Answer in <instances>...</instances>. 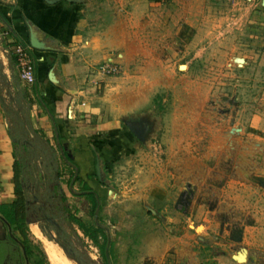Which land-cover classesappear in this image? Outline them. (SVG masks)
<instances>
[{"label": "rangeland", "instance_id": "obj_1", "mask_svg": "<svg viewBox=\"0 0 264 264\" xmlns=\"http://www.w3.org/2000/svg\"><path fill=\"white\" fill-rule=\"evenodd\" d=\"M43 1L49 5L62 1L72 5L80 17L87 20L86 31L90 34L84 31L86 36L90 38L91 34L95 35L97 44L108 45L110 56L107 58L115 62L119 73H102L108 78L112 77L114 82L99 84L97 89L101 91L104 101L119 115L120 126L111 132L105 131L113 140V145L116 144V152L110 166L99 160L101 180L107 186L108 195L105 204L98 207H93L89 194L79 184L76 185L78 181H74V168L67 165L61 156L60 146L54 142L58 152L59 181L68 204L67 215L50 206L46 197L51 188L46 179L45 188L41 185L44 174L39 171L40 160L37 156L29 160L34 153L30 154L28 150L27 153L19 147L16 149L17 188L20 189L17 190L18 218L27 222V233L7 232L20 244L27 264H33L37 259H43L47 264H61L59 261L53 262L48 256L46 240L61 248L67 246L76 253L80 263L73 258L74 262L72 260L69 264H154L157 254L151 249L147 251V247L161 244L163 240L166 242L168 234H173L170 230L173 223L166 224L159 218L175 211L176 195L170 202H164L169 206L163 212V204H157L149 191L158 186L160 188L165 178L169 179L168 187L172 185L168 165H173L174 158L168 161V139L173 137L171 128L174 124L177 125L175 133L188 140L193 153L189 156L191 159L186 156L175 166L182 168L188 165L191 174L199 175L204 180L209 179L207 175L211 174L212 179L220 180L217 183L219 186L229 182L227 167L221 165L218 168L219 162H214V167L207 169L203 162L205 157H214L215 161H220L224 155L233 157L242 148L245 149L243 143L247 142L245 154L251 153L255 175L244 182L250 183L256 190L253 189L247 199L238 185L233 190H240L239 195L223 194L218 202L224 198V202L220 203L221 208L233 209V216H239L237 219L241 220V225L246 220L240 218H244L243 213H248V210H252L250 213L253 214H257L258 210L264 213V186L258 181V178L264 177L263 21L255 23L249 17L240 25L235 22L231 27L223 24L218 28L225 26V29L209 35L208 30L211 29L208 26L195 29L187 23L191 16L203 15L201 11L209 18L203 0ZM226 1L231 6L235 4L232 0ZM244 1L245 4L253 2ZM254 2L260 7L264 6L262 0ZM223 4L218 2V14L213 11L210 14L218 18L222 16L223 13L219 11ZM237 11L235 9L233 13ZM189 42L196 44L185 53L184 44ZM2 43L3 36L0 35V45ZM100 64L94 66L97 72H100ZM13 79L17 89L16 98L8 102L3 98L2 102L9 108L13 135L23 136L24 142H33L36 136L32 132L30 113L32 102L36 101L28 86L21 81L18 69ZM129 124L139 128L141 137L131 131ZM239 127L244 131L236 130ZM227 129H231L232 137L239 134L240 149L236 145L228 148L221 145L223 131L226 133ZM126 143H129L128 153L121 151ZM248 143H251L250 149ZM180 168L178 170L181 171ZM220 173H224L225 178L214 177ZM237 197H243V201L236 200ZM36 199L40 200L36 205L44 204V207L53 209L54 222L46 218L30 222L32 217L39 214L27 216L28 200ZM246 201L248 204L243 205ZM239 203L246 207L245 210ZM71 216L81 218L90 230H102L104 234L99 235V242L93 240L75 219L71 220ZM189 216L190 213L184 216V231L192 230L201 235L204 226L190 221ZM32 224L40 229L41 236L33 232ZM200 226L202 229L198 230ZM103 235L108 240L105 251L101 247ZM90 242L98 248L99 254L90 248ZM168 250L167 246L163 252H166L169 262ZM143 254L147 256L143 257ZM131 257L135 259L131 260Z\"/></svg>", "mask_w": 264, "mask_h": 264}, {"label": "crops", "instance_id": "obj_2", "mask_svg": "<svg viewBox=\"0 0 264 264\" xmlns=\"http://www.w3.org/2000/svg\"><path fill=\"white\" fill-rule=\"evenodd\" d=\"M203 1L204 8L209 11V18L204 16V11H201L203 15L195 18L191 16V20L188 19L187 23L195 29L203 25L208 26L211 29L208 30L209 35L225 29V26L218 28L223 24H228V27H231L233 22L240 25L249 17L252 18V22L263 21L264 23V6L260 7L254 0L249 4H245L244 0H232L235 3L233 6L226 0ZM218 2L219 4L224 3L219 11L223 14L219 18L217 15L213 17L210 14L212 11L218 14L220 8ZM243 3L244 6H242ZM262 3L264 4V0ZM258 6L260 8L256 9ZM235 9L238 11L233 13ZM0 11L11 27L9 28L8 23L0 18V35L3 36V43L0 45V209L3 207L2 210L9 212L11 205L18 202L17 190H19L17 188L19 187L17 180L18 158L13 142V123L8 114L9 108L2 102L3 98L8 102L15 99L17 95L13 76L18 67L9 49L5 46V42L8 44L15 42L13 35L5 32L11 29L15 30L31 47L36 62V82L39 93L45 101V103L38 101L32 86L27 87L28 91L32 93V98L36 101L32 102L33 108L30 113L32 127L38 131L39 135H43L57 152L54 146L56 141V144L60 146L61 156L64 158V155H67L77 166V173H75V166L69 165L72 169L74 168V178L77 177L76 182L78 181L75 182L76 185L79 184L85 192H87L85 186L95 191L96 194L93 198L97 200V205H104L108 195L107 186L102 183L101 168L99 171L97 166L100 159L105 165H112L116 144L113 145V140L105 131L111 132L112 129L120 126L119 115L104 101V97L100 95L101 91L98 92L97 89L99 84L109 85L114 82L112 77L104 76L94 67L110 56L108 45L97 44V41H94L95 35L91 34L90 38L87 37L85 33L90 34L86 31L87 20L82 19L72 5L63 1L49 5L43 0H0ZM33 32L45 43L43 49L32 47L30 37ZM189 43L184 44L185 53L193 49L196 44ZM113 112L114 116H112ZM176 126L175 124L172 126L173 137L168 139V154L170 156L168 161L170 162L174 158L173 165H168V172L172 174L170 179L173 180L172 185L168 187L169 179L164 177L160 188L158 186L149 191L157 204H163L162 207L165 208L163 212H166L169 206L164 202H170V199H174L176 195L173 206L175 211L159 218L166 224L173 223L170 229L173 234H168L166 242L163 240L161 244H152L147 247V251L151 249L153 253L157 254L154 264H157L158 261V264H164V262L168 264H179V262H182L181 264H249L248 259L255 264H264L263 210L256 211L257 214L250 213L252 210L243 213L244 218L240 219H244L246 222L241 225V220L237 219L239 216H233V209L221 208L224 198H222L223 201L220 200L221 204L218 202L223 194L236 193L239 195L240 190H233L238 185L242 188L241 193L245 194L247 199L251 196L252 190H256V187L244 182L245 179L250 180V177L255 175L254 165L250 159L251 153L250 155L245 154L247 142L243 143L245 149L242 148L233 157L227 158L224 155L220 161L217 159L215 161L214 157H205L203 162L207 169L214 167V162H219L218 168L222 167L221 165L227 167L228 176H226L228 178H226L229 179V182L219 186L217 183H220V180L212 179L213 175L211 174L207 175L209 179L204 180L199 175L191 174V168L188 165H184L182 168L178 165L175 166L186 156L191 159L189 156L193 155L188 140L175 133ZM227 130L226 133L223 131L224 138L221 145L225 148L236 145V148L240 149L239 134L232 137L231 129ZM242 130L244 131V128H240L238 131ZM58 138H60V144ZM127 144L129 143H126L125 149L121 150L124 153H128ZM133 144L132 146H136ZM250 144L248 143L249 149ZM64 159L67 163V158ZM179 168L181 171L178 170ZM214 177L222 179L225 178V174H216ZM230 179L234 180L230 181ZM187 188L193 190L190 205L177 206V199ZM87 193L95 207L93 198L89 192ZM216 194L220 196L217 197ZM236 200L243 201V197H237ZM239 204L241 205V203ZM245 204H248V201L243 202V205ZM243 205L241 208L245 210L246 207ZM16 206L18 207V203ZM16 209L18 210L16 207L11 210L15 211ZM190 209L191 212H189ZM189 213L190 221L204 226V231L201 233L203 237L192 230L184 231L185 227L182 225L184 216ZM76 218L85 225L81 218ZM164 218L167 220L165 221ZM0 223L8 225L11 229V224L3 211H0ZM34 226L36 224H32V228ZM238 227H243L242 244L231 239L232 232ZM201 229V226L198 227V230ZM20 231L18 230V232ZM182 231L184 232L182 233ZM167 246L169 250L172 248L167 253L169 262L166 259V252H163ZM242 246L243 248H241ZM241 252L246 254L247 261L240 262L236 259L235 255ZM142 256L146 257L147 255L143 254ZM131 258H133L131 260L135 259V257ZM6 259L9 260V256L4 258L5 261ZM23 259L25 262L24 254ZM41 260L43 259H37L33 264ZM25 264L27 263L25 262Z\"/></svg>", "mask_w": 264, "mask_h": 264}, {"label": "trees", "instance_id": "obj_3", "mask_svg": "<svg viewBox=\"0 0 264 264\" xmlns=\"http://www.w3.org/2000/svg\"><path fill=\"white\" fill-rule=\"evenodd\" d=\"M0 18H2L5 22L8 23L6 17L2 14V12L0 11ZM8 27L11 28L9 26L8 23ZM5 32L13 35L15 42L13 43H6L5 42V46L9 49L10 53L12 54L14 60L17 63V59L13 54V48L17 43H23L25 45H28L27 42H25L17 33L15 30L11 29V30H6ZM32 53V52H31ZM33 56V55H32ZM35 60V59H34ZM35 74H36V62H35ZM32 90L37 98L38 101H41L43 103H45L43 97L40 95L39 93V89H38V85L37 82L35 81V83L32 86ZM30 118V116H29ZM32 125V124H31ZM32 132L35 134V139L33 142H24V137L20 136H14L13 135V142H14V146H15V150L19 148L23 149L25 152H27V150L31 153V157L29 156V160H32L34 157L37 156V158L40 160V166L39 171L42 172L43 175V179H42V187L44 188V180L48 179L49 183H50V188H51V192L47 195V199L49 201L50 206L52 205V207L57 208L58 210L64 212L65 215L68 214V204H66V195L62 189V186L60 184L59 181V160L57 158V152L55 150V148L50 145V142L48 140H46L42 135L38 134V131L35 130L34 128H32ZM58 142L60 144V138H58ZM62 146V145H61ZM28 153V152H27ZM17 154V153H16ZM64 158H67V164L68 165H73L75 166V173H77V166L75 165V163L67 157V155H64ZM30 168V166L28 167ZM77 176V175H76ZM77 180V177H75V180ZM48 183V184H49ZM85 189L87 192L90 193L91 197L93 198L94 195L96 194L95 191H92L90 189H88V187L85 186ZM20 191V189H19ZM39 200V199H38ZM47 201V200H46ZM94 201V206L97 207V200L95 198H93ZM45 202V201H44ZM17 203H14L13 205H11V209H14L15 207L17 208ZM45 205L36 207L35 209L33 208V211L35 212H40L41 214H43V218H46L48 220H51L54 216V211L53 209H51L50 207H44ZM3 207H1L0 211H3V214L5 215V217L9 220V222L15 226L16 229L21 230V232H23V235H26L27 233V224L25 222H23L22 219L18 218V210L16 209L15 211H12L10 209L9 212H6L5 210H2ZM32 211V209L30 210ZM71 220L75 219L78 223L79 226L81 228L84 229V231H86L87 234H89V236H91V238L93 240H96L97 242H99L98 238L100 234H104L102 230L97 229V230H90L88 228H86V226L76 217L71 216ZM25 221V219H24ZM32 221H36L35 219L31 220ZM59 231V230H58ZM60 232V231H59ZM104 238V241L101 243V247L103 248V250L105 251L106 246H107V242L108 240L106 239V237L103 235L102 236ZM6 251H0V262H2L4 260V258H6ZM19 249H16L13 254L15 253L14 258L15 259H19L20 258V253H19ZM74 252V251H73ZM75 253V252H74ZM76 255V253H75ZM77 257V255H76ZM78 258V257H77ZM80 260V258H78ZM14 263V261H13ZM15 264V263H14ZM35 264H47L45 260H41L38 261Z\"/></svg>", "mask_w": 264, "mask_h": 264}, {"label": "built area", "instance_id": "obj_4", "mask_svg": "<svg viewBox=\"0 0 264 264\" xmlns=\"http://www.w3.org/2000/svg\"><path fill=\"white\" fill-rule=\"evenodd\" d=\"M13 54L17 59L20 79L25 85L29 87L33 86L36 81V74L35 61L31 53V47L23 43H17L13 48ZM98 71L107 75L119 73L117 65L110 58L99 65ZM89 246L94 250L95 254H99L98 248L95 247L92 242L89 243Z\"/></svg>", "mask_w": 264, "mask_h": 264}, {"label": "flooded vegetation", "instance_id": "obj_5", "mask_svg": "<svg viewBox=\"0 0 264 264\" xmlns=\"http://www.w3.org/2000/svg\"><path fill=\"white\" fill-rule=\"evenodd\" d=\"M48 182L49 180L46 179ZM45 182H44V188H45ZM50 186V183L48 184ZM63 189V188H62ZM29 201V202H28ZM28 204L27 205V216L28 215H32V216H35L34 214L38 213L39 215L38 216H35V217H32V220L35 219L36 221L39 220V219H43V214H41L40 212H34L33 211V208L35 209L36 207H39V206H42V204H39V205H36V203L40 200L36 199V200H28ZM32 209V211H30ZM41 216V217H40ZM50 222H54L53 219L49 220ZM27 223V222H26ZM11 224V223H10ZM11 226V229H9V226L5 225L4 223H0V251H3V250H6V257L8 258L9 256V260L6 259V261H2L0 262V264H25L24 262V259H23V252L21 250V247H20V244H18L16 241H14L11 237V235L7 232L9 230H12L13 233H19L18 232V229L15 228V226H13L12 224L10 225ZM16 249H19V253H20V258L19 259H15L14 256H15V253L13 254V252L16 250ZM1 254V253H0ZM11 254V255H10ZM14 261V263H13Z\"/></svg>", "mask_w": 264, "mask_h": 264}, {"label": "water", "instance_id": "obj_6", "mask_svg": "<svg viewBox=\"0 0 264 264\" xmlns=\"http://www.w3.org/2000/svg\"><path fill=\"white\" fill-rule=\"evenodd\" d=\"M30 43L32 45V47L34 48H38V49H43L45 47V43L42 42L37 36L36 34L33 32L31 34L30 37ZM129 127L131 129V131L138 137H141V132L139 131V128L135 125V124H129ZM236 130H240V128L236 129ZM98 170L100 171V165L98 163ZM259 184L264 186V177H260L258 178ZM189 187L191 186L190 184L188 185ZM192 189H185L182 191V193L180 194L179 198L177 199V206H189L191 203V199H192ZM242 237H243V227H239L236 228L233 232H232V236L231 239L235 242H241L242 241ZM66 252L70 253L76 260L78 259L75 255V253L71 250H69L67 248V246H63L62 247ZM242 253L236 254V255H240ZM235 255V257H236ZM237 259V258H236ZM79 262V260H77ZM80 263V262H79ZM249 264H255L254 262H252L250 259L248 261Z\"/></svg>", "mask_w": 264, "mask_h": 264}, {"label": "bare ground", "instance_id": "obj_7", "mask_svg": "<svg viewBox=\"0 0 264 264\" xmlns=\"http://www.w3.org/2000/svg\"><path fill=\"white\" fill-rule=\"evenodd\" d=\"M32 230L35 234H37V236L42 235L40 229L37 226H34ZM46 246H47L46 251L48 253V256L50 257L51 260H53V262L59 261L61 264H69L71 263L72 260L74 262L73 259L74 257L73 256L71 257L70 253L66 252L63 248L59 247L58 245L48 242L46 240ZM236 258L240 262L247 261V256L245 253L236 255Z\"/></svg>", "mask_w": 264, "mask_h": 264}]
</instances>
